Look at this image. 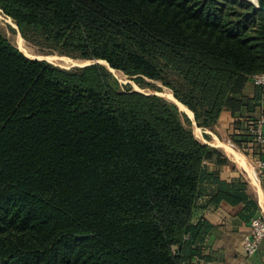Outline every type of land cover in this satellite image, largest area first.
<instances>
[{
  "label": "trees",
  "instance_id": "16d2710c",
  "mask_svg": "<svg viewBox=\"0 0 264 264\" xmlns=\"http://www.w3.org/2000/svg\"><path fill=\"white\" fill-rule=\"evenodd\" d=\"M0 8L63 53L161 80L197 126L228 112L230 140L263 159L249 128L264 116V85L252 79L264 71V15L248 0ZM221 202L241 204L245 222L258 215L246 179L194 138L176 105L118 90L99 63L29 58L0 34V264H207L214 225L197 211Z\"/></svg>",
  "mask_w": 264,
  "mask_h": 264
},
{
  "label": "rangeland",
  "instance_id": "374dc122",
  "mask_svg": "<svg viewBox=\"0 0 264 264\" xmlns=\"http://www.w3.org/2000/svg\"><path fill=\"white\" fill-rule=\"evenodd\" d=\"M248 1L251 2L255 8H257L255 0H248ZM0 34L6 37L13 45H15L23 53L28 52L32 56H35L32 58H39L41 60H46L52 64H55L63 68L83 67L94 63H99L104 65L111 73L113 77V81H115V86L118 90L127 93L137 92L146 96L155 95L157 97H160L169 104L176 105L180 113V118L183 124L188 129L191 130L194 138L197 141H199L202 144L215 147L220 151H222L227 157L229 156L225 153L223 147L219 146L217 143L218 140L217 138H219L221 141L223 140V138H226V135L223 134V129L221 127V118L223 122L224 121L223 114H225L226 111H224L221 114L219 120L215 124H213L210 128L197 126L194 120L193 112L189 109L192 112V116H190L185 111H182L178 107L177 103L172 99V96L175 98L173 90L168 85H165L161 80L142 77L143 81H139L136 78L137 75L129 76L123 71L113 69L105 61L101 59H83V58L71 56L70 54L63 53L60 47H58L57 45H53L43 39L38 38L37 36H35V33L32 30H28L25 33H23L16 24V22L11 17L7 16L2 11L1 8H0ZM18 36H21V41L19 40ZM43 41L49 44H41V42ZM53 57H63L64 60L61 61ZM232 126H233L232 120H230V127ZM230 157L233 158L232 155H230ZM251 164L255 166L256 170H258L256 163L252 162ZM243 172L244 174L247 175V177H249L250 181L252 182L249 171L247 172L243 170ZM258 176L259 179L264 177L261 176L260 174Z\"/></svg>",
  "mask_w": 264,
  "mask_h": 264
},
{
  "label": "crops",
  "instance_id": "0c3cea01",
  "mask_svg": "<svg viewBox=\"0 0 264 264\" xmlns=\"http://www.w3.org/2000/svg\"><path fill=\"white\" fill-rule=\"evenodd\" d=\"M223 118V122L221 118V127L226 138H223L221 141L216 137L218 139L217 143L219 146H222L225 153L229 155L228 157L234 163L235 170L241 173L248 182L249 190L255 197L259 206L257 213L264 218V186L261 183V179L257 180L254 173L255 166L251 164L252 162L256 163L257 159L245 155L239 148L231 147L229 141L230 133L232 132V127H230V120H232V118L228 112L223 114ZM230 155H232L233 158L230 157ZM242 159L245 160L248 167L241 163ZM262 160H264V157ZM221 168L224 171H233L232 165L222 166ZM243 170L249 171L252 182L249 177L244 174ZM241 209V204L231 205L227 202H221L220 205L214 209L197 211V217L203 214V216L214 225L211 235L205 240L208 247L207 251L212 255V260L207 264H264V241L260 249L251 256H246L241 247L240 238L248 230L250 222H245L238 217Z\"/></svg>",
  "mask_w": 264,
  "mask_h": 264
},
{
  "label": "built area",
  "instance_id": "2783aa9c",
  "mask_svg": "<svg viewBox=\"0 0 264 264\" xmlns=\"http://www.w3.org/2000/svg\"><path fill=\"white\" fill-rule=\"evenodd\" d=\"M253 82L257 85H264V71L261 74L252 77ZM252 134V143H257L264 146V116H260L255 124L249 128ZM231 147L238 148L231 140L229 141ZM258 170H254L257 180L259 174L264 176V160L257 159ZM264 240V218L261 215H256L251 218L249 222L248 232L241 238V247L246 256L254 255L261 242ZM241 264V263H238Z\"/></svg>",
  "mask_w": 264,
  "mask_h": 264
},
{
  "label": "bare ground",
  "instance_id": "6f19581e",
  "mask_svg": "<svg viewBox=\"0 0 264 264\" xmlns=\"http://www.w3.org/2000/svg\"><path fill=\"white\" fill-rule=\"evenodd\" d=\"M19 37V40L21 41V36H18ZM24 50V49H23ZM25 55H27L28 57H35V56H32L31 54H29L28 52H24ZM37 57V56H36ZM55 59H58V60H61L63 61L64 58L63 57H53ZM171 95V94H170ZM172 99L177 103L178 107L182 110V111H185L186 113H188L190 116H192V113L191 111L186 107L184 106L182 103H180L179 101H177L173 96H172ZM229 148V147H228ZM230 150H232L231 148H229ZM233 151V150H232ZM241 163L248 167L247 163L245 162V160H241Z\"/></svg>",
  "mask_w": 264,
  "mask_h": 264
},
{
  "label": "water",
  "instance_id": "95a60500",
  "mask_svg": "<svg viewBox=\"0 0 264 264\" xmlns=\"http://www.w3.org/2000/svg\"><path fill=\"white\" fill-rule=\"evenodd\" d=\"M256 2V7L262 11L263 15H264V0H255ZM27 56V55H26ZM28 57V56H27ZM32 58V57H29ZM32 59H39V58H32Z\"/></svg>",
  "mask_w": 264,
  "mask_h": 264
}]
</instances>
